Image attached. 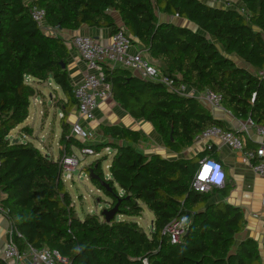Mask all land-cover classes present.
Segmentation results:
<instances>
[{
    "label": "trees",
    "instance_id": "trees-1",
    "mask_svg": "<svg viewBox=\"0 0 264 264\" xmlns=\"http://www.w3.org/2000/svg\"><path fill=\"white\" fill-rule=\"evenodd\" d=\"M33 7L43 9L45 26L59 32L88 26L114 33L121 29L116 11L132 42L138 41L174 86L216 92L236 118L264 125V75L258 74L264 69V0H0V205L10 224L8 237L19 249L47 247L70 264H264L260 244L252 238L233 250L235 236L245 228L244 215L227 202H210L215 193L227 195V189L193 188L203 153L175 159L146 155L139 149L145 135L121 125L100 124L97 132L104 141L96 146L72 134L66 119L77 100L68 73L70 50L65 39L46 33L34 20ZM157 11L188 20L198 30L161 21ZM104 72L112 98L132 118L151 123L176 153L191 148L206 129L224 128L196 98L125 68L105 66ZM30 78L37 84L52 78L66 96L58 160L32 142L9 137L40 94ZM85 146L96 153L105 147L114 151L110 178L102 168L107 157L84 170L99 177L91 180L112 199L111 207L120 203L119 215L140 216L145 204L154 215L150 234L133 221L77 214L60 160L72 155L73 147ZM182 215L189 219L188 229L173 243L167 227ZM0 264L7 263L0 257Z\"/></svg>",
    "mask_w": 264,
    "mask_h": 264
},
{
    "label": "built area",
    "instance_id": "built-area-1",
    "mask_svg": "<svg viewBox=\"0 0 264 264\" xmlns=\"http://www.w3.org/2000/svg\"><path fill=\"white\" fill-rule=\"evenodd\" d=\"M31 12L34 20L46 33L58 34L59 31L56 28L45 26V11L43 9L33 7ZM66 42L71 49H75L79 53L86 64L81 82L73 88L79 115L85 121L95 120L96 110L100 103L111 97V86L105 81V66L125 68L143 80L162 83L178 94L198 99L210 111L223 108L220 94L208 89L200 91L185 83L174 86L175 81L165 77L144 51L131 52L132 38L124 28L114 32L108 42H102L86 34L73 35ZM258 74L264 75V69ZM240 132L248 134L249 137L256 136L258 138V147L244 152L245 161L264 180V125L257 124L248 118L239 129ZM239 133L219 126H212L197 135L194 143H204V150H213L214 141H219L235 151H244L245 144ZM72 134L81 140L93 138V131L78 122L72 124ZM79 150L83 156L98 155L91 146H85ZM80 163L81 159L75 153L64 156L60 161L62 174L65 171L72 172L78 169ZM225 182L226 174L223 164L213 157H202L193 180V188L199 192H208L212 188L224 186ZM261 205L264 213V194ZM4 212V208L0 205V213ZM254 216L258 217V214H254ZM188 223L189 219L186 215H182L170 223L167 232L173 243L178 242L181 236L186 233ZM18 236L21 235L18 234ZM0 257L7 264H70L66 257L47 247L36 249L28 246L24 250H20L11 237L4 243L0 242ZM144 264H147L146 260Z\"/></svg>",
    "mask_w": 264,
    "mask_h": 264
},
{
    "label": "crops",
    "instance_id": "crops-1",
    "mask_svg": "<svg viewBox=\"0 0 264 264\" xmlns=\"http://www.w3.org/2000/svg\"><path fill=\"white\" fill-rule=\"evenodd\" d=\"M112 14L114 16L117 26L124 28V25H123V22L121 20L119 13H117L116 11H113ZM157 15L159 17V20L161 21H170L174 23H180L193 30H198V27L195 26L193 23L189 22L188 20L179 19L174 16H168L160 12H158ZM76 34H86L96 39H99L102 42H108L113 32L111 28H100L99 29V28H91L88 26H82L79 30H76V31L58 32V35L62 37L63 39H65V42L68 38ZM69 50H70V54H69V63H68V73H69V80L74 88L77 84L81 82L84 72L86 70V64L81 59L79 53L75 49H71L69 47ZM139 50L143 51L138 41L134 40L133 46L131 48V52H136ZM237 60L238 59H236V61ZM238 63L241 64L242 62L238 60ZM29 81L33 83V85H35L40 92L39 95L31 99V103L33 102L36 108L35 118L39 119L40 118L39 115L41 116L40 128H43L42 138L45 140V138H47L48 135L51 134L52 125L50 123L49 127H47L46 129L45 120L48 119V117L50 116L49 114H47V112L49 111L48 109H46V112H45V92L43 91V87H45L46 83H49L50 85L55 84L56 87H54V89L57 90L59 86L54 82L52 78H50L47 82L42 83V84H37V81L34 80L33 78H30ZM49 97H50V100L52 101L53 96L50 95ZM59 101H61V103L57 106V110L61 112V116H59V118L61 122L60 129H61V134H62V118L64 115V109L62 108L61 104H62V101L64 102L66 101V96L64 92H63V97H59ZM38 106H41V109H40L41 111H39V115H38ZM210 112L215 118L223 121L224 129L232 130V131H235L236 133H239V129L242 127V125L245 122L244 119L236 118L234 115H232L231 112L227 111L225 108L216 109ZM106 116H108L109 117L108 120H111V121L105 120ZM29 119H30V107H29V116L22 124L29 122ZM66 122L70 124L71 129H72V124L76 122L80 123L87 129H90L87 126H90V124L93 122H97V125L98 124L121 125V126H125L128 128L140 131L141 134L143 135L146 134V136H148V134L147 133L144 134L145 131H143V129H146V131L147 130L150 131L152 137L150 139L148 138L147 140L143 141L139 146V149L143 151V153H145L146 155L160 154L165 158L175 159L177 157H185V158L189 157L190 158V157L197 155L198 153H203L204 155L202 157L210 156L218 160L219 162L223 164L224 171L226 174V182L224 186L218 187V188L222 190L227 189V195L224 196L222 193H215L212 195L210 202L211 203L227 202L234 206L240 207L244 215V218H245V228L243 232L235 236L236 241H235L233 250H236V247L239 244V242L247 238H252L258 241L259 244L260 242H262V239L264 237V213L262 211L261 199L264 194V180L257 173H255L252 167L249 165V163L245 161V153H244L246 150H254L258 147L259 140L256 136L249 137V135L246 133H242V132L239 133L242 136L244 144H245L244 151H235L231 149L229 146H227L226 144H223L219 141H214L213 150H207V149L204 150V147H205L204 143L197 142V143H194L191 148L185 149L180 153H176L165 146L161 136L156 132V130L154 129L151 123L143 119L132 118L125 111L124 107L120 105L118 102H116L112 98V96L100 103L99 107L96 110L95 120L85 121L84 119H82L79 115L77 106H75L69 112ZM22 124L18 125L16 128L11 130L9 137L13 140L18 139V141H22V142L29 141L33 143L31 138L33 137L38 138V136L34 135L35 133L34 125L35 124L33 125V124L28 123L27 125L21 127L17 135H13V131L17 128H20ZM140 125H142V127H140ZM52 133H54V130ZM61 134L58 140L59 154L56 156L52 152L51 144L49 143L48 138L46 141L40 140L43 145L40 148H38L34 143L33 144L43 154L50 155L54 158V160H58L60 159V153H61V145H60ZM154 141H155L156 146H152ZM141 145H144V148H141ZM45 148H47L49 151L45 152ZM72 149H73V154H74L75 153L74 150L77 149V147H73ZM106 161H109V160H106ZM91 162L92 161L84 162V164L82 165L83 168L81 167V170L86 171L84 170L85 166H88ZM110 162L111 160L108 163V168L110 167ZM109 174H110V171H109ZM66 188H67V185H66ZM77 214L79 215V213ZM254 214H258V217H255ZM137 224L139 225V223ZM9 232H10L9 221L4 215V213L3 214L0 213V242L4 243L9 239L8 237Z\"/></svg>",
    "mask_w": 264,
    "mask_h": 264
},
{
    "label": "rangeland",
    "instance_id": "rangeland-1",
    "mask_svg": "<svg viewBox=\"0 0 264 264\" xmlns=\"http://www.w3.org/2000/svg\"><path fill=\"white\" fill-rule=\"evenodd\" d=\"M157 13H158V11H157ZM54 87H56L55 84L50 85L49 83H46L45 87H43V91L45 92V112H46V109H48L49 111L47 112V114H49V116H50V117H48V119L45 120L46 121V123H45L46 129H47V127H49L50 123L52 125L51 134H49L47 138L49 139V143L51 144L52 152L56 156L59 154L58 140H59V137L61 134V129H60L61 128V122H60V118H59V116H61V112L59 110H57V106L61 103V101H59V97H63V91L59 87L57 88V90H55ZM50 95L53 96L52 101L50 100V97H49ZM39 98H41V97H39ZM35 109H36L35 105L32 102L30 105L29 122H26L25 124H22L20 126V128L15 129L13 131V135H17V133L20 131L21 127L27 125L28 123L33 124V125L35 124L34 125V128H35L34 135L38 136V138L33 137V138H31V140L33 141V143L38 148H40L43 146L40 140H44L42 138L43 128H40L41 116L39 115V111H41L40 110L41 106H38V115L40 117L39 119L35 118L36 117L35 116ZM105 118H106L105 120H108L109 117L106 116ZM108 121H111V120H108ZM99 125L100 124L97 125V122H93L90 124V126H87L88 128H90V130L93 131V138L89 139V140H83L82 139L81 142H83L84 145L96 146V145H99V143H101L102 141H104L102 136L99 135V133L97 132ZM140 127H142V125H140ZM148 127H150V126H148ZM53 130H54V133H52ZM143 131H145L144 134L147 133L149 136L148 137L145 134V140H147L148 138L150 139L152 137L150 131H148V130L146 131V129H143ZM20 135H19V137H20ZM47 138H45L44 141H46ZM152 146H156L155 141H154ZM141 148H144V145H141ZM41 149H43V148H41ZM46 151H49V150L47 148H45V152ZM74 151H75V155L81 159L80 166L78 167V169H75L72 172L65 171L63 173V177H64L65 183L67 185L68 191L70 192V195L72 196V199H73L72 205L74 206L75 210L77 211V213H79L80 216H83L86 213H91V214H97L101 218H103L102 212H103V210L111 207L112 199L109 196H107L103 190L98 189V187L93 184V182L89 178L87 172L82 171L81 167L84 164V162L94 161L97 158L107 157V160L110 161L112 156H113L114 151L111 148L105 147V148H101L98 155H86V156H83L80 153V150L78 148L75 149ZM95 151H96V149H95ZM109 161L105 160L102 163V168H103V171H104L105 176L107 178L110 177L109 176L110 170L108 168ZM116 187L120 191V188L118 186H116ZM142 205H143V212L141 213L140 216L117 215L116 219L117 220H126V221H135V222L139 223V226L146 233L150 234L151 228H152L151 227V224H152L151 221L154 218V215L148 209V207L145 204H142ZM260 253L264 257V247L262 245V242H260Z\"/></svg>",
    "mask_w": 264,
    "mask_h": 264
},
{
    "label": "water",
    "instance_id": "water-1",
    "mask_svg": "<svg viewBox=\"0 0 264 264\" xmlns=\"http://www.w3.org/2000/svg\"><path fill=\"white\" fill-rule=\"evenodd\" d=\"M15 142L18 141V139H14ZM89 178H96V179H99L98 176H95L93 174V171L91 170L90 173H89ZM100 183L101 185L106 188L107 190L109 191H113L110 184L106 181V180H102L100 179ZM119 202H117L113 207L111 208H108V209H105L103 210L102 212V216L103 218L105 219V221L107 222H110L111 220H113L115 217H117V215H119Z\"/></svg>",
    "mask_w": 264,
    "mask_h": 264
}]
</instances>
